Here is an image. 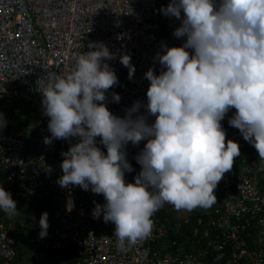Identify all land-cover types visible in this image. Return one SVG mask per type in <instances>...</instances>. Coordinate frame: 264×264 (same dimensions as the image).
<instances>
[{
	"label": "built area",
	"instance_id": "obj_1",
	"mask_svg": "<svg viewBox=\"0 0 264 264\" xmlns=\"http://www.w3.org/2000/svg\"><path fill=\"white\" fill-rule=\"evenodd\" d=\"M171 0H0V105L6 127L0 130V186L11 192L19 203H36L48 207L49 227L41 238L39 226L27 239L14 235L17 224L0 223V264H264V162L239 129L229 125L235 109L221 122L227 139L240 145L241 155L233 169L226 173L216 190L220 197L211 208L196 209L205 243L186 252L178 248L164 254L156 248V238L166 225L154 220L152 235L135 246L117 247L115 225L105 223L103 212L93 218L96 205L106 204L102 194L80 186L61 187V168L71 146L80 137H51L50 117L45 115L40 84L50 77L70 74L80 54L95 51L91 43L104 44L113 54L105 59L118 77V84L106 93L103 102L116 116L124 118L137 102L141 107L133 113L156 117L147 111L149 69L159 75L163 66L156 58L162 45L180 47L187 37L174 36L181 20L161 12ZM183 16V13H182ZM192 51V50H189ZM131 56L134 74L130 77L120 57ZM119 94L117 102L113 94ZM26 98L36 105L35 119L18 126L10 114ZM34 103V104H33ZM29 134V138L27 135ZM96 138L97 146L107 154ZM147 140L125 146L126 159L133 171L125 173L134 183L142 170L136 157ZM74 205L69 210V205ZM184 222L189 221V211ZM177 210L175 215H179ZM0 215H7L0 210ZM25 247V248H24Z\"/></svg>",
	"mask_w": 264,
	"mask_h": 264
},
{
	"label": "clouds",
	"instance_id": "obj_2",
	"mask_svg": "<svg viewBox=\"0 0 264 264\" xmlns=\"http://www.w3.org/2000/svg\"><path fill=\"white\" fill-rule=\"evenodd\" d=\"M161 12L182 21L174 36L187 39L180 47L162 45L156 58L166 70L145 74L153 124L144 115L133 118L139 102L124 118L103 103L118 77L103 62L114 56L102 43H91L96 50L80 54L70 74L50 77L39 89L50 117L51 137L45 143L80 137L62 153L64 174L57 183L104 196L106 204L96 205L93 218L103 212L104 222L115 225L120 249L148 239L153 217L166 203L182 215L181 210L207 209L217 202L218 184L241 155L238 142L226 140L221 123L230 110L236 111L229 125L239 129L264 162V0H171ZM120 61L131 77V56L125 54ZM113 96L119 102V94ZM9 115L18 126L32 120L25 101ZM6 123L0 113V130ZM97 137L107 154L97 146ZM142 140L147 143L136 157L142 170L128 183L125 173L133 168L125 146ZM16 204L0 186V210L12 217ZM48 217L47 212L40 217L41 238L47 235Z\"/></svg>",
	"mask_w": 264,
	"mask_h": 264
},
{
	"label": "trees",
	"instance_id": "obj_3",
	"mask_svg": "<svg viewBox=\"0 0 264 264\" xmlns=\"http://www.w3.org/2000/svg\"><path fill=\"white\" fill-rule=\"evenodd\" d=\"M5 110L6 108L0 105V113ZM49 203L50 202H48V207L30 203L23 205L21 208H19L20 203H17V213L14 216L9 217L8 215H0V219L6 222L13 221L16 223L17 228L13 231L14 235L16 237L18 236L20 239H27L28 236L35 232L40 226L39 221L42 213H49ZM173 211L174 207L166 203L153 217V219H157L156 222L159 224L163 222L166 225L163 235L156 238V248H158L162 254L167 251L175 252L180 247L183 248L184 251L190 252L199 247L201 243L204 244V238L201 236L202 225L206 226L207 224H199L197 220L194 219L196 217V212L193 213L189 211V215L191 216L190 222H184V217L175 215ZM196 211L199 213L200 208H197ZM17 261V264H19V259Z\"/></svg>",
	"mask_w": 264,
	"mask_h": 264
},
{
	"label": "rangeland",
	"instance_id": "obj_4",
	"mask_svg": "<svg viewBox=\"0 0 264 264\" xmlns=\"http://www.w3.org/2000/svg\"><path fill=\"white\" fill-rule=\"evenodd\" d=\"M25 103L29 106V116H30V119H35V107H32V106H30V99L29 98H27V100H25ZM19 203H20V201H19ZM23 205H25V204H23V203H20L19 204V208H21ZM0 223H1V221H0Z\"/></svg>",
	"mask_w": 264,
	"mask_h": 264
},
{
	"label": "crops",
	"instance_id": "obj_5",
	"mask_svg": "<svg viewBox=\"0 0 264 264\" xmlns=\"http://www.w3.org/2000/svg\"><path fill=\"white\" fill-rule=\"evenodd\" d=\"M22 104V103H21ZM20 103H19V105H21ZM23 110V109H22Z\"/></svg>",
	"mask_w": 264,
	"mask_h": 264
}]
</instances>
